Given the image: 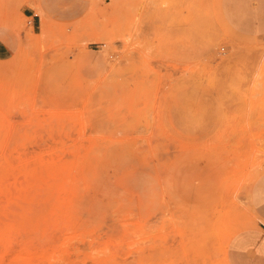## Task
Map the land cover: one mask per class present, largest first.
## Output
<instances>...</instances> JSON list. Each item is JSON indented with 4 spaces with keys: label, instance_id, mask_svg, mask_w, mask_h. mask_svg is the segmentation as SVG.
Here are the masks:
<instances>
[{
    "label": "rangeland",
    "instance_id": "374dc122",
    "mask_svg": "<svg viewBox=\"0 0 264 264\" xmlns=\"http://www.w3.org/2000/svg\"><path fill=\"white\" fill-rule=\"evenodd\" d=\"M0 36V264H264V0H0Z\"/></svg>",
    "mask_w": 264,
    "mask_h": 264
},
{
    "label": "crops",
    "instance_id": "0c3cea01",
    "mask_svg": "<svg viewBox=\"0 0 264 264\" xmlns=\"http://www.w3.org/2000/svg\"><path fill=\"white\" fill-rule=\"evenodd\" d=\"M13 57V47L0 36V61H7ZM264 237L258 232H247L239 237L235 243L236 254L247 255L251 251H256L259 255H264L260 245ZM264 247V246H263Z\"/></svg>",
    "mask_w": 264,
    "mask_h": 264
}]
</instances>
